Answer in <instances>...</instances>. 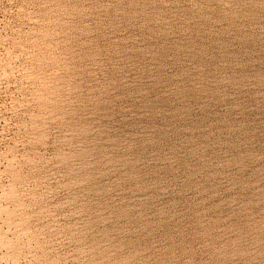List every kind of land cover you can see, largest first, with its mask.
Returning a JSON list of instances; mask_svg holds the SVG:
<instances>
[{"label": "rangeland", "instance_id": "1", "mask_svg": "<svg viewBox=\"0 0 264 264\" xmlns=\"http://www.w3.org/2000/svg\"><path fill=\"white\" fill-rule=\"evenodd\" d=\"M0 264H264V0H0Z\"/></svg>", "mask_w": 264, "mask_h": 264}]
</instances>
